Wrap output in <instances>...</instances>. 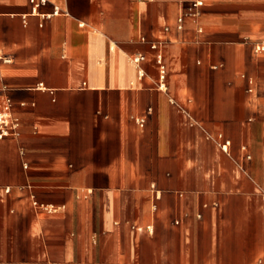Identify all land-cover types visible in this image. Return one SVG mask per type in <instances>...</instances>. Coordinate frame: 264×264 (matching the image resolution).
I'll use <instances>...</instances> for the list:
<instances>
[{"label": "crops", "instance_id": "1", "mask_svg": "<svg viewBox=\"0 0 264 264\" xmlns=\"http://www.w3.org/2000/svg\"><path fill=\"white\" fill-rule=\"evenodd\" d=\"M39 12L0 0V264H264V0Z\"/></svg>", "mask_w": 264, "mask_h": 264}, {"label": "built area", "instance_id": "2", "mask_svg": "<svg viewBox=\"0 0 264 264\" xmlns=\"http://www.w3.org/2000/svg\"><path fill=\"white\" fill-rule=\"evenodd\" d=\"M48 2V0H30V3L32 5V14L40 15L39 8L43 5H45ZM203 6L202 1H197L193 3L192 8L193 12L192 15L195 16L198 13L199 8ZM59 8H55L52 14H44L41 15L45 19H50L52 16L60 14ZM180 23H182V20H180ZM182 26L180 25L179 28ZM253 50L255 54L257 55H264V39L260 41L253 42L252 44ZM151 48L157 50L158 45L155 43L151 44ZM0 60H2L4 63H11V59L0 57ZM145 60V57L143 55H137L133 58V62L137 65H140ZM157 64L159 65V71H160V82L158 84V88L165 89V80H166V67L163 63L162 55L157 56ZM140 75H144L142 71L140 72ZM250 89L249 92H253V86H254V80H249ZM142 123V120H141ZM20 129V120L18 117H16L12 111V102L9 98L5 96H0V140H4L7 138H17L20 135L19 132ZM215 142L224 150L227 151L228 147L230 146L229 141L222 142V136H219L217 139H214Z\"/></svg>", "mask_w": 264, "mask_h": 264}]
</instances>
